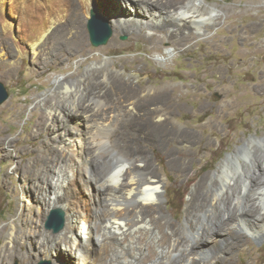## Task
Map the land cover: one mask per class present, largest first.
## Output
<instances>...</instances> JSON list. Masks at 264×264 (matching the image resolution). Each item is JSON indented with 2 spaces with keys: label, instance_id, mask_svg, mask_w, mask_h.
I'll list each match as a JSON object with an SVG mask.
<instances>
[{
  "label": "bare ground",
  "instance_id": "6f19581e",
  "mask_svg": "<svg viewBox=\"0 0 264 264\" xmlns=\"http://www.w3.org/2000/svg\"><path fill=\"white\" fill-rule=\"evenodd\" d=\"M94 1L0 0L3 66L10 59L32 55L34 63L46 70L51 58L42 60L41 55L49 50L50 42L55 51H84V25L92 8L95 13L98 9ZM100 1L106 5V0ZM119 2L115 8L118 15L111 18L114 29L131 32L144 41L154 40L158 32L166 33L162 39L176 48L195 35H207L208 27L217 25L221 12L216 4L205 0H166L163 8H158L159 0ZM123 3L134 13L124 12L120 7ZM257 5L264 7V1ZM145 10L149 12L147 17L140 15ZM116 47L119 42L113 38L109 48ZM176 48H166L162 53L156 47L157 62L168 61ZM114 62L103 56L82 74L56 76L51 98H38L36 107L43 111L31 136L45 137L34 148L49 150L52 162L45 169L40 162L42 154L36 153L26 167L17 163L13 168V173L23 174L40 169L47 171V176L44 187L37 184L35 176L30 177L29 189L40 203L34 221L25 227L15 222L0 226V264H13L17 259L20 264L42 260L68 264L65 255L73 257L76 264H215L228 260L222 254L230 256L236 249H247L249 238L243 233L235 234L238 227L255 240L264 236V156L252 151L251 145L246 151L236 149L212 175L203 176L187 204L183 222L171 221L161 206L164 182L160 171L149 157L146 145H133L129 132L143 117L141 128L161 146L171 130L168 131L167 120L163 116L161 119L160 114L164 102H170L174 111L181 108L175 97L178 88L168 83L152 93L146 82L135 85L115 79L116 68L108 67ZM36 74L42 75V71ZM104 84L106 89L99 91ZM12 143L0 140V145ZM253 152L258 155L259 176L254 177L253 168L249 167L243 182L233 181L234 173L243 170L239 157L249 159ZM75 174L77 181L72 179ZM247 190L252 193L241 208L240 201ZM80 194L84 195L85 205L76 210L73 203ZM54 208H60L64 214V226L57 232L44 227L46 214ZM78 223L82 226L78 227ZM101 232L104 234L97 239L95 248L93 239ZM3 239L8 241L7 245L2 243Z\"/></svg>",
  "mask_w": 264,
  "mask_h": 264
},
{
  "label": "rangeland",
  "instance_id": "374dc122",
  "mask_svg": "<svg viewBox=\"0 0 264 264\" xmlns=\"http://www.w3.org/2000/svg\"><path fill=\"white\" fill-rule=\"evenodd\" d=\"M104 1L102 3L106 2L107 6L101 5L100 0H95L94 7L98 8L96 14L106 19L112 28V36L105 45L95 47L90 43L87 24L94 12L92 8L84 25V51L67 52L65 48L62 51L58 48L56 51L60 55L57 56L54 43L50 42L47 45L49 50L46 49L41 55L42 60L48 56L51 58L46 70L34 63L32 55L10 59L4 66L0 58V82L8 93L7 100L0 105V140L13 141L9 146L0 145V226L10 222L28 226L36 218L37 208L40 207L35 192L29 189L30 177L35 176L37 184L44 187L47 171L41 172L34 168L28 174H23L22 171L13 173L17 163L26 167L32 154L36 153L43 156L41 165L45 169L50 168L48 164L52 162L51 152L43 148L36 151L34 148L45 137L31 136L38 115L43 111L36 107L38 98H51L56 76L82 74L86 67L103 56L115 60L114 64L108 66L116 68L115 79L122 78L135 85L140 81L146 82L152 93L157 91V87L168 83L178 88L175 97L180 100L181 108L174 111L170 102H164L163 113L160 114L161 119L163 116L167 120L168 131L171 130L162 140L161 146L159 142L150 139L147 130L141 128L143 117L137 120V128L134 127L131 130L133 132H129L133 145L140 148H145L146 145L149 157L160 171L159 175L164 182L161 206L172 222H183L185 209L199 180L206 174L212 175L218 165L236 149L246 151L251 145L252 151L264 156V7L257 5L264 0H205L216 4L221 10L217 25L209 26L207 35H195L187 44L178 48L162 39L166 33L158 32L154 40L144 41L131 35V32L117 31L111 25V18L118 15L115 8L120 2ZM159 1L158 8H163L166 0ZM120 7L124 12L134 13V9L129 11L130 7L127 8L125 3ZM148 13L145 10L140 15L147 17ZM148 32L146 31L149 35L155 34ZM113 38L118 40L119 47L109 48ZM58 44L60 45L59 42ZM156 47L159 52H164L166 48L176 50L168 61L159 63L155 58ZM54 51L55 58L51 55ZM40 71L42 75H37ZM75 77L78 81L82 80ZM106 86L104 84L98 90L103 91ZM209 121H212V125H208ZM254 152L249 159L239 157L238 162L243 165V170L233 171V181L243 182L249 167L253 168L254 177L259 176L260 170L256 162L258 155L255 156ZM234 163L236 164L235 161ZM72 179L78 180L76 174ZM78 187H81L80 183ZM251 193V190H247L243 194L241 208ZM80 196L76 199L77 202L73 199L76 210L85 205L84 195ZM55 209L60 208L51 209L45 216L44 227L47 229L53 230L47 224ZM77 225L82 226L80 223ZM242 233L249 238L247 249H236L230 256L222 254L228 260L215 264H264V236L255 240L238 227L235 234ZM103 234L104 232L99 234L100 238L94 237L95 248L98 247L97 239L100 240ZM7 242L6 239L2 240L4 245ZM27 250L28 247L26 252ZM64 257H67L64 258L66 263L76 264L73 257ZM40 263L51 264V261L42 260L36 264ZM13 264L20 262L17 259Z\"/></svg>",
  "mask_w": 264,
  "mask_h": 264
},
{
  "label": "water",
  "instance_id": "95a60500",
  "mask_svg": "<svg viewBox=\"0 0 264 264\" xmlns=\"http://www.w3.org/2000/svg\"><path fill=\"white\" fill-rule=\"evenodd\" d=\"M90 43L95 46L105 45L112 36V28L106 19L101 18L95 12L91 14V18L87 24ZM125 39V38H123ZM8 98L5 86L0 82V105ZM48 227L53 228L54 232L59 231L64 226V214L60 209L51 212ZM44 264V263H40Z\"/></svg>",
  "mask_w": 264,
  "mask_h": 264
}]
</instances>
